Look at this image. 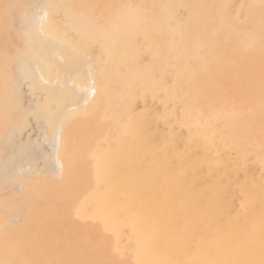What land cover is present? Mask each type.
<instances>
[{
    "label": "bare ground",
    "instance_id": "obj_1",
    "mask_svg": "<svg viewBox=\"0 0 264 264\" xmlns=\"http://www.w3.org/2000/svg\"><path fill=\"white\" fill-rule=\"evenodd\" d=\"M146 1L95 7L89 0H48L37 26L28 29L31 47L41 51L32 59L37 70L25 74L33 90L46 92L37 110L47 125L50 166L61 167L60 184L72 194L79 192L77 172L85 169L90 180L75 197L77 214L111 232L114 248L132 264H264V145L260 137L249 143L243 136L242 86H217L207 56L218 53H207L208 42L190 29L199 16L209 21L214 8L210 3L203 12L205 0H154L155 8ZM113 6L116 14L109 17ZM2 83L9 84L6 74ZM42 178L51 191L49 176ZM0 217L2 231L7 223ZM22 251L0 242V264H33Z\"/></svg>",
    "mask_w": 264,
    "mask_h": 264
},
{
    "label": "rangeland",
    "instance_id": "obj_2",
    "mask_svg": "<svg viewBox=\"0 0 264 264\" xmlns=\"http://www.w3.org/2000/svg\"><path fill=\"white\" fill-rule=\"evenodd\" d=\"M107 1L108 0H89L88 4L95 6V7H99V6L105 5L104 3H106ZM124 1L125 0H112V2H115L114 6L118 4L123 5L125 2L127 3L128 0H126L125 2ZM162 1H164L162 2L164 4L166 3L167 0H162ZM211 1L212 0H205L206 2L205 3L203 0V2L201 3H205V4H202V7L204 6L203 12L207 8H209L211 5L213 6L214 8L213 13L215 11V14L214 15L211 14L212 10L210 11L211 12L210 17H212L211 18L212 20L210 19L209 21L205 23L203 22L204 20H202L203 17L199 16L197 20L192 21L190 26L193 28L190 27V29L193 32V34H194V31H197L194 34L196 38L200 40L203 39L208 42L209 45H207V48L209 49V51L207 53L210 52V49L213 52L218 53V54L216 53L217 55H215L214 57L213 55H211L213 58L211 56L208 57L209 55L207 56V59H209V61L211 60L210 62L212 66L211 72L215 77H217L216 78L217 81L220 82V83L219 82L216 83L217 86L221 84V81L223 82L222 84L223 89L225 88L224 90H227V91L234 89L235 86H239V87L242 86L241 89L244 92H242L240 96L242 97L241 102H243V105L238 104L239 106L237 108V112L238 113L240 112L238 114L239 117L243 118L244 116L242 120L244 123H247V127L246 128L243 127L245 129L244 130L245 134L243 132V136L247 139H250L249 143H253L256 138L260 137L261 144L263 143L264 145V142H263L264 141V138H263L264 137V95H263L264 94V86H263L264 85V82H263L264 81V45H263L264 41H262V39L264 40V36H263L264 35V8H262L264 7V0H218L217 2L215 1L213 4ZM146 2L151 7L153 6V8L159 6L155 4L154 0H150V1L147 0ZM99 3H101V5ZM48 5H49L48 0H0V72H2L0 73V75L6 74L9 77V84H5V83L0 84V97H1L0 98V110H2V108H7L9 110V112L6 110L3 112H0V190L2 189L0 191V200H1L0 216H3L5 219V222L7 223L6 226L3 227L4 231L3 230L1 231L2 219L0 217V233H1L0 242L5 244L6 246L10 245L11 243L13 245H17L19 250H24L22 251L24 253H21L19 256L20 257L25 256L27 260L33 264L40 263V262H41L40 264H77V262L78 264H85V263L86 264H92V263L97 264L95 262H98V260H101V264H132L133 262L131 259H128V258L125 259L114 248V245H113L114 237L111 232L105 231L102 228L100 229V226L98 227L99 225V223H97L98 221L96 220L92 221V219L90 220L85 219L83 217L78 216L77 214L78 202H76V200L80 198V196L87 190V185L90 180L88 177V174L85 172V169L79 170L77 172V174L80 172L81 173L78 175V179H77L78 182L76 184L78 186L79 192L77 191L78 193L77 194L75 193L76 194L75 195V194H72L71 189L69 190L67 186H65L66 183H64V185L60 184V183H63V180L61 181V176H59L62 170L61 167L54 169V168H51L50 166V158L47 155V152H49V147L47 146V143L45 141L47 125L43 121L44 114H42L41 112L37 110V106L45 98L46 92L39 91V90L38 91L33 90L25 74L27 73V71H30L33 69L37 70V68H35L36 66L32 65V59H35V57L38 56V54H40L39 51H41L40 45H38L36 49L31 47L33 38L27 34L29 32L28 29L31 27L37 26V22L39 21L40 16L44 15L45 11L43 10H46ZM114 6L113 8L111 7L110 9H107L109 10L107 16L110 17L113 14H116V10H115L116 8H114ZM123 6H125V4ZM60 8H61V5L55 7V10H58ZM111 12L113 14H110ZM178 12H180L181 15L184 13L183 10L182 11L180 10ZM62 14H63L62 12L61 14L58 13V15L60 16H62ZM154 15L155 16L157 15V16L154 17ZM158 17H159V12L157 11L153 14V18L155 20V18L157 19ZM213 21L215 24L213 23ZM197 23H200V25L203 27H201L200 25L198 26ZM227 23L228 25H226ZM120 24H122V22H120ZM192 29H194V31ZM234 31L235 32L241 31L240 34L239 32H236L238 34L237 36L238 39L236 38V33ZM214 34L217 36H215ZM248 34L249 35L251 34L250 38L248 37L249 36ZM199 36L202 38H200ZM37 37L35 36L34 40L38 39ZM207 37L208 38L210 37V38L208 39ZM239 38H240V41H239ZM234 39H237L235 40L236 42L233 41ZM249 39H250V43H249ZM258 40L261 42H259ZM256 41L258 42L259 46ZM215 44L218 46L219 49L217 48ZM253 45H255L256 47ZM224 46L226 49L224 48ZM226 46H230V47H226ZM228 48H229L230 53L228 52ZM223 49L225 52L223 51ZM248 50L250 53H248ZM251 53L255 56H252ZM219 55L221 56V58H219ZM233 55L235 56V58H233L234 57ZM261 55H263V57ZM229 57L230 58L232 57V58L230 59ZM224 59L227 60L226 63H224L225 62ZM246 61L249 63V65ZM260 62L262 63L260 64ZM243 64L245 65L243 66ZM131 65L134 66V64H131ZM234 67L236 70L234 69ZM232 69H233V72H232ZM226 71H228V73ZM239 71H242L243 74ZM225 72L226 74L224 75ZM233 78H236L237 80ZM245 78H246V81H244ZM251 78H254V79H251ZM39 80L42 83V79L40 78ZM225 80H227L228 83L227 81L225 82ZM257 81L260 83H258ZM250 86L253 88V90L252 88L250 89ZM245 87L246 89L249 90L248 94H247V90L245 91ZM5 88H7L6 92L2 91ZM12 93L16 94V96L18 97L15 103L6 97L9 95L11 96ZM245 93L247 95H245ZM208 94L205 97L206 100L208 99L207 98ZM238 98H239L238 94L234 96V100ZM248 102L251 104H249ZM247 105L248 107L246 108ZM69 113L70 111H68V114ZM251 114L252 116H250ZM253 116L255 117V119ZM246 120H250V121L247 122ZM3 162L4 164H1ZM42 172L44 173V175ZM56 173L59 176V178L56 176ZM46 175L49 176L51 191H47L43 187L44 180H42L43 179L42 177H45ZM53 183L56 185L58 184L57 185L58 187L54 185L56 188H58L57 190L52 185ZM91 183H93V180ZM37 192L39 193V196L36 195ZM45 201H47L48 204L50 205L45 204L47 203ZM68 201L70 204L68 203ZM51 205L54 207H52ZM48 207L49 209H47ZM50 207L52 209H50ZM66 207L67 209L69 208L70 211L69 209L66 210ZM61 208L65 211H63ZM22 210L24 212H22ZM9 212L11 213L13 212V213L10 214ZM67 213L69 216L67 215ZM13 226H19V227L13 230L11 228ZM78 226L79 228L81 227L82 228L79 229ZM78 230H81V233ZM15 232L18 235H22L27 232L29 233V238L21 239L19 236H16ZM76 232H78V234ZM50 234L51 235L53 234V235L51 236ZM82 239L84 241H82ZM76 240L80 242L78 243ZM52 244H55L54 246H57L58 249L57 247H54ZM41 249L43 251H41ZM46 251H47V254H46ZM86 252L87 254L85 255ZM48 254L50 255L49 257H48ZM39 255L41 258L39 257ZM94 256L96 259H93ZM37 257L39 259H37ZM121 257L123 259H121ZM105 259H107L108 261ZM183 264H187V260H184Z\"/></svg>",
    "mask_w": 264,
    "mask_h": 264
}]
</instances>
